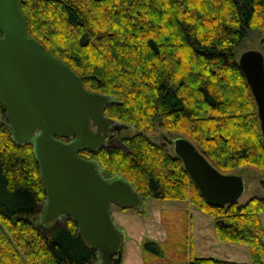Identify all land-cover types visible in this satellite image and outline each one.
<instances>
[{
    "label": "trees",
    "instance_id": "trees-1",
    "mask_svg": "<svg viewBox=\"0 0 264 264\" xmlns=\"http://www.w3.org/2000/svg\"><path fill=\"white\" fill-rule=\"evenodd\" d=\"M27 33L66 63L84 87L110 98L103 115L133 126L121 146L81 150L105 178L142 197L188 202L211 215L223 241L246 244L250 262L190 253L185 264H264V197L207 202L155 125L190 140L222 173L264 171L256 105L237 64L250 32L264 55V0H19ZM171 145V144H170ZM172 151V152H171ZM45 187L31 143H16L0 104V264H102L65 216L39 228ZM144 247L159 253L157 243Z\"/></svg>",
    "mask_w": 264,
    "mask_h": 264
},
{
    "label": "water",
    "instance_id": "water-1",
    "mask_svg": "<svg viewBox=\"0 0 264 264\" xmlns=\"http://www.w3.org/2000/svg\"><path fill=\"white\" fill-rule=\"evenodd\" d=\"M237 64L255 101L264 142V55L245 49ZM108 102L107 95L87 90L79 75L28 35L19 0H0V104L12 139L32 145L45 187L41 220L73 218L102 264H119L123 233L113 223L110 204L136 209L143 199L128 181L105 178L94 159L78 153L105 146L108 126L123 127L103 115ZM171 145L207 202L237 201L244 189L240 175L218 171L183 136L173 137Z\"/></svg>",
    "mask_w": 264,
    "mask_h": 264
},
{
    "label": "rangeland",
    "instance_id": "rangeland-1",
    "mask_svg": "<svg viewBox=\"0 0 264 264\" xmlns=\"http://www.w3.org/2000/svg\"><path fill=\"white\" fill-rule=\"evenodd\" d=\"M245 49H260L259 37L256 32H250L243 38L237 48V55ZM119 131L118 136L110 142V145L121 146V137L133 134L135 128L123 125ZM145 134L155 142H169L170 150L172 147L170 145L171 139L179 136L176 131H168L158 125H155L150 131H145ZM228 173L238 174L243 178L244 189L237 199L238 203H244L250 197H264V171L251 165H243L230 170ZM115 207L118 213L114 212ZM109 210L114 225L125 228L122 229L119 264H184L190 253L194 256L214 257L221 260L226 258L224 255L226 253L230 259L236 261L244 260L243 255H245L247 258L249 257L250 262L249 249L246 244L218 239L212 216L188 202L147 197L141 200L136 208V213L130 208L120 207L119 209L114 204H110ZM158 216L161 218L160 227L163 229L164 238L155 240L159 249L157 254L144 247L143 243L151 240L144 236L145 221L148 218ZM259 217L264 228V211L259 214ZM191 218L192 224L190 223ZM34 220L41 229L54 222V220L43 222L40 212ZM130 236L143 238L140 246L142 249L141 256L139 254L137 257L128 255L126 249Z\"/></svg>",
    "mask_w": 264,
    "mask_h": 264
},
{
    "label": "crops",
    "instance_id": "crops-1",
    "mask_svg": "<svg viewBox=\"0 0 264 264\" xmlns=\"http://www.w3.org/2000/svg\"><path fill=\"white\" fill-rule=\"evenodd\" d=\"M116 206V205H114ZM177 206V205H175ZM122 208V207H121ZM120 209V207H119ZM134 213L137 212V210L135 208H130ZM115 213H118L116 207H115ZM146 222V230H145V238H148V239H151L153 241L155 240H159V239H162L164 238V233H163V229L162 227H160L161 225V218L160 216L156 217V218H148V220L145 221ZM190 223L192 224V218L190 219ZM202 226V224H200ZM192 226V225H191ZM119 228L122 229H125L123 228L122 226L118 225ZM124 231V230H123ZM127 232V230H126ZM198 233H199V230H198ZM131 235V234H130ZM142 237H138V238H133L132 236H130V240L128 242V248L126 249L127 252H128V255L130 256H135L137 257V254H139L141 256V241H142ZM208 239V238H207ZM224 255H226L225 259H222V260H229V261H235V262H249V257L247 258V256L243 255V259L244 260H240V261H236V260H232L230 259L229 255L224 253ZM199 257H203V256H199ZM217 259H220V258H217ZM141 261V259H140ZM185 264V262H184Z\"/></svg>",
    "mask_w": 264,
    "mask_h": 264
},
{
    "label": "flooded vegetation",
    "instance_id": "flooded-vegetation-1",
    "mask_svg": "<svg viewBox=\"0 0 264 264\" xmlns=\"http://www.w3.org/2000/svg\"><path fill=\"white\" fill-rule=\"evenodd\" d=\"M90 127H91V129L93 130V131H95L96 130V127L91 123L90 124ZM109 127V129H108V131L106 132V135H105V140H104V143H105V145H107V144H110V142H112L117 136H118V133L121 131H117L116 129H114L113 127H110V126H108ZM64 141H67L68 139H66V138H64L63 139ZM84 150V149H83ZM88 150V149H87ZM81 151V150H80ZM80 151L78 152L79 153V155H81V153H80ZM82 156V155H81ZM84 157V156H83ZM63 217H65V216H60L59 217V219L60 218H63ZM54 221H56V220H54Z\"/></svg>",
    "mask_w": 264,
    "mask_h": 264
}]
</instances>
